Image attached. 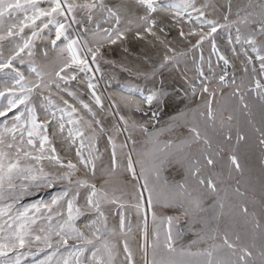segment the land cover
<instances>
[{"label":"snow or ice","instance_id":"obj_1","mask_svg":"<svg viewBox=\"0 0 264 264\" xmlns=\"http://www.w3.org/2000/svg\"><path fill=\"white\" fill-rule=\"evenodd\" d=\"M205 7L207 5H198L197 0H129L113 6H109L105 0H0V72H5L12 81L10 86L0 91V97H8L7 105L0 107V117L5 118L0 130V264H22L23 257L44 251L39 247L41 244L51 251L37 264H116L121 252L110 239L115 234V229L108 227L106 206L110 205L116 206L114 215L119 217L120 233L124 236L132 231L126 209H134L137 216L143 218L140 229L142 242L139 244L143 264H257L258 261L264 264V224L256 218L255 212L249 211L246 204L234 206L221 199L222 189L211 174L205 175V168H214L217 163L214 157L219 156V151L223 150L212 148L207 132L202 133L198 127L192 126L190 140L179 144L167 141L161 145L158 136L165 129L153 132L147 124L130 121L119 113V105L110 97L109 108L106 110L102 95L96 91L94 73L100 72V59L103 58L101 49L106 45H115L117 41L127 40L129 33L138 40L152 37L164 45L166 52L173 53L164 56L159 65L163 69L170 64H177L187 54L176 53L166 39L167 34H170L169 25L176 26L179 37L191 45L189 50L193 53L199 51L197 70L203 76L205 58L202 46L205 41L211 44V54L216 55L224 65L230 64L229 59L220 52L213 36L218 28L223 27L229 29L228 43L232 45L233 53H237L235 45L241 46L239 54L244 57L243 71L247 73L251 68L253 80L250 84L253 86L248 91L255 92L264 101V83L256 78L257 73L264 77V0H248L246 4L237 6L235 19H231L233 5L229 0L227 12L223 16L225 23L222 25L207 17ZM78 11L81 13L79 17ZM194 23L198 27H193ZM185 25L188 26L187 31ZM205 27L207 32L204 31ZM233 28L234 37L231 34ZM53 32L54 38L50 39L53 50L61 56L67 53L63 67L56 72L55 80L46 81L44 73L30 60L28 68L36 81L27 82L17 63L24 65V55H34L35 41L43 40L45 34L52 37ZM72 32L76 35L72 36ZM88 36L90 40L84 39ZM192 37H195V43H192ZM5 41L12 45L8 56L3 54ZM44 55L47 56V49ZM73 65L85 73L87 89L95 106L116 118L114 135H107L111 148L112 174L119 167L117 149L121 152L128 149L126 170L137 184V194L133 196L132 202H121L119 197L103 187L97 188L96 184L86 179H73L79 171L77 164L95 175L94 161L100 158L96 141L99 133H106L100 118L88 103L79 101L91 119L74 117L77 108L62 97L63 106L57 104L51 95L42 97L44 103L41 107L47 114L43 121L36 107L31 105L34 91L48 89L51 92L53 87L76 99V94L69 91L68 86L69 81L76 80L77 76L64 75ZM93 65L96 67L93 68ZM225 75L219 76L221 85L227 82ZM232 83L235 84V79ZM242 87L243 82L233 92L241 102L245 95L241 92ZM127 91L129 97L139 95L150 108L154 102L156 107L165 102L166 93L159 89L147 93L138 89ZM202 92L215 95L210 92L207 84H203ZM129 97L121 98L126 105L130 102ZM243 107L247 109L248 105L243 104ZM136 111H141L139 103L136 104ZM9 113H12L10 126L7 123ZM57 113L60 115L57 116ZM200 116L204 118L206 127H215L217 117L211 99L206 103V112H201ZM156 118L157 113L153 112L149 122ZM232 119V115L227 117L229 122ZM66 124L72 126L67 130L70 143L75 145L78 141L77 163L71 160L65 163L49 138L50 126L56 125L63 136ZM137 131L144 134L153 147L147 152L137 153L134 159L133 152L136 150L134 146L129 147V142L135 145L133 134ZM255 131L260 134L258 143L264 149V129L256 128ZM121 135L124 140L117 143L116 137ZM224 139L232 140L230 130ZM236 139L239 143L245 136L237 131ZM193 145L197 146L195 152ZM45 160L58 171H46L43 163ZM173 163L185 168L187 176L181 182L169 183L162 175L166 166ZM261 163L264 164V160ZM233 169L240 173L244 171L234 149L229 156V175ZM189 181L197 185V188L190 190ZM56 183H64L65 187L52 196L50 203L41 202L26 206L23 210L15 209L21 197L41 187L50 188ZM82 188L85 194L81 205ZM234 193L242 198L246 196L239 187L234 189ZM206 194L215 197L210 209L204 207ZM169 206L179 207L182 215L187 218L190 231H194L196 223L203 225L200 232H195L197 239L188 247L179 244L184 235L180 216L157 215V207ZM149 212L155 225L151 233L147 222ZM237 212L246 221L250 218L253 233L260 234L262 243L259 248L254 240L250 245L245 243L241 235L226 223V218ZM82 216L88 217L83 228L77 224ZM209 241L211 243H207ZM200 243H207V246L193 251L192 245ZM33 246H36L35 251H32ZM122 253L120 264H136L135 254L127 239L123 241Z\"/></svg>","mask_w":264,"mask_h":264},{"label":"rangeland","instance_id":"obj_2","mask_svg":"<svg viewBox=\"0 0 264 264\" xmlns=\"http://www.w3.org/2000/svg\"><path fill=\"white\" fill-rule=\"evenodd\" d=\"M78 2H84V0H78ZM126 2H129V0H105V3L109 6ZM247 2L248 0H231L233 5L231 19L236 18L235 11L237 6H242ZM228 3L229 0H197L198 5H207L204 8L207 17L215 19L221 25L225 23L223 16L227 12ZM42 6L47 7L46 4H42ZM80 15L81 13L78 11L77 16L79 17ZM192 26L198 27L195 23ZM122 27H124L123 24ZM169 28L170 34L166 36L167 41L171 43L176 53H187L177 64H170L163 69L159 68L164 56L166 54L171 56L173 53L166 52L164 45L158 43L152 37L138 40L133 34L129 33L127 40L123 42L117 41V44L106 45L101 49L103 58L100 59L98 57L100 59V72L94 73L96 77L95 82L97 83V94L102 95L106 110L109 108L110 97L119 105V113L128 117L130 121L147 124L149 130L153 132H160L161 129H165L158 136L161 145L167 141L179 144L182 141L190 140V128L192 126L198 127L202 133L207 132L212 141V148L217 151L223 150L219 151V156L214 157L217 161L215 167L212 169L205 168V175L211 174L212 178L217 182L218 187L222 189L220 192L221 199H225L226 203H231L234 206L246 204L249 211L255 212L256 218L264 224V206H262L264 205V164L261 163L264 160V149H261L259 146L260 134L255 131L256 128L264 129V101H261L255 92L248 91V88L253 86L250 84V81L253 80V74L251 68H249L247 73L243 71L244 57L239 54L241 46L235 45L237 53H233L231 50L232 45L228 43L229 29L218 28V31L213 36L220 52L229 59L230 64L224 65L223 61H219L216 55L211 54V44L205 41L202 46L205 58V62L202 65L204 75L200 76L197 70L199 51L193 53L189 50L191 45L179 37L176 26L169 25ZM187 30L188 26L185 25V31ZM204 31L207 32L208 29L205 27ZM27 32L28 30H26ZM231 34L233 37L235 36L234 28L231 30ZM71 35L75 36L76 33L72 32ZM51 38H54V32L52 37H48L45 34L43 40L38 39L35 41L34 55L32 57L24 55L25 63L22 66L17 63L20 71L24 73L27 82L36 81L34 74L28 68L30 60L34 61L38 69L44 73L46 81L55 80L56 72L60 71V68L63 67L67 53L61 56L58 51L53 50L50 44ZM84 39L90 40L91 37H84ZM191 40L192 43H195V37H192ZM4 45L3 54L4 56H8L12 45L8 41H5ZM45 49H47V56L44 55ZM250 55L254 54L250 53ZM88 59L90 60L91 58L89 57ZM92 67L95 68L96 66L93 65ZM256 68L257 70L259 68L258 62L256 63ZM73 74L77 76V79L70 80L68 88L69 91L76 94V99L69 97L63 92H58L53 87L51 92L48 89L34 91L31 105L36 107L37 113L43 121L47 117V114L41 107L44 103L42 97L51 95L57 104L63 106L62 97L63 100H68L69 104L77 108L78 111L74 114V117L83 116L85 119H91L79 101L82 100L84 103H88L93 108V111L97 113L106 133H99L96 141V146L100 151V158L94 161L96 165L95 175L93 176L90 171L83 169L77 164L79 171L73 179H86L90 183L96 184L97 188L103 187L110 194L119 197L121 202H132L133 196L137 194V184L126 170V153L128 149H124L123 152L119 148L117 149L119 167L112 174L111 148L107 141V135H114L113 125L116 122V118L108 111L101 112L95 106L87 89V77L85 73H81L75 65L64 73L66 76ZM223 74H226L225 79L227 82L221 85L219 76ZM256 78L261 79V82L264 83V77L259 76L258 73ZM233 79H235V84L232 83ZM242 82L244 87L241 88V92L245 93L243 102L240 101L238 96L233 95V92H235ZM11 83L10 77L5 72H0V91L10 86ZM203 84H207L210 92H214L215 95L210 96L209 93L202 92ZM61 86L64 87L63 84ZM99 87L103 88V94L99 90ZM128 89L143 90L145 93L157 89L162 90L166 93L165 102L159 107H156L154 102L150 108L139 95H131L129 97ZM122 97H129L130 102L126 105L122 101ZM209 99L212 101V108L215 110L217 117L214 128L211 126L206 127L204 118L200 116L201 112H206V103ZM7 100V96L0 97V107L6 106ZM137 103H139L141 111H136ZM243 104H247L248 108L245 109ZM153 112L157 113V118L149 122ZM59 115L57 113V116ZM229 115L233 116L231 122L227 121ZM11 116L12 113H9L7 120L9 126L11 125ZM4 122L5 118L0 117V130H2ZM71 127V125L66 124L63 136L59 133L56 125H52L49 128V138L56 148V153L65 163L69 160L77 163L76 148L79 146L78 141L77 144L73 145L67 138V130ZM229 130L231 131L232 140L226 141L224 136ZM237 131L245 136V139L239 141V143H237L236 139ZM133 135L136 143L132 145L129 142V147H135L136 151L133 152V158L135 159L137 153L147 152L152 149L153 145L149 143L148 138L141 132L137 131ZM116 139L117 143H119L124 140V136H118ZM200 147L202 148L203 145H200ZM192 148L194 152L197 150L196 145H193ZM233 149L244 171L240 173L233 169L229 175V156L232 154ZM85 154H87V149H85ZM93 154H95V150H93ZM43 163L46 171L53 173L58 171L47 160ZM136 168L139 172V165ZM162 175L169 183H178L186 178L187 173L181 164L173 163L166 166ZM106 181L107 183H105ZM64 187V183H56L50 188L41 187L36 189L31 194L21 197L15 205V209L23 210L26 206L41 202L50 203L52 196L62 191ZM236 187L245 192L246 196L243 198L237 196L234 193ZM196 188L197 185L189 181V189ZM80 191L82 194L80 203L82 205L85 190L82 188ZM214 200L215 197L206 194L204 207L210 209ZM15 209L13 210V215L15 214ZM115 209V205L106 206L108 227L109 229H115V234L110 236V239L121 252V256L117 259L116 264H120L123 259L122 248L125 239L128 240L135 254L136 264H143L142 253L139 250V244L142 242L140 229L143 226V218L138 217L134 209H126L132 231L124 236L120 233L119 217L114 215ZM156 212L159 217L180 216V226L184 235L181 237L179 244L183 247L190 246L191 242L197 239L195 232H200L203 228L201 223H196L193 226L194 231H190L187 218L182 215L178 206L157 207ZM87 222V216H82L77 220V224L81 228ZM147 222L149 232L151 233L155 227L151 219V212L148 213ZM226 223L231 225L234 232L241 235L245 243L250 245L254 240L257 248H259L262 243L261 236L258 232L253 233L250 218L249 221H246L237 212L231 217L226 218ZM207 243H211V241ZM207 243L192 245V250L195 251L198 247H206ZM39 247L43 248L44 251L34 256L28 255L23 257L22 264H37L39 260L44 259L51 251V249H48L43 244L39 245ZM35 248L36 246H33L32 251H35ZM257 264H259V261Z\"/></svg>","mask_w":264,"mask_h":264},{"label":"bare ground","instance_id":"obj_3","mask_svg":"<svg viewBox=\"0 0 264 264\" xmlns=\"http://www.w3.org/2000/svg\"><path fill=\"white\" fill-rule=\"evenodd\" d=\"M99 90L102 92V94H103V92H104V90H103V88L102 87H99Z\"/></svg>","mask_w":264,"mask_h":264}]
</instances>
